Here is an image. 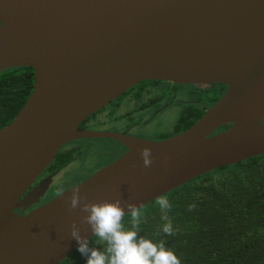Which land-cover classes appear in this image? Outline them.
Segmentation results:
<instances>
[{"label": "water", "instance_id": "1", "mask_svg": "<svg viewBox=\"0 0 264 264\" xmlns=\"http://www.w3.org/2000/svg\"><path fill=\"white\" fill-rule=\"evenodd\" d=\"M20 67L34 70L35 83L0 130V264H61L78 248L73 220L93 239L90 226L79 225L83 214L67 210L77 188L90 202L122 197L142 209L202 175L264 155V0H0V72ZM146 80L228 89L167 140L77 131ZM89 137L115 138L129 151L25 215L46 193L53 176L30 188L60 149ZM144 147L152 149L149 168Z\"/></svg>", "mask_w": 264, "mask_h": 264}, {"label": "trees", "instance_id": "2", "mask_svg": "<svg viewBox=\"0 0 264 264\" xmlns=\"http://www.w3.org/2000/svg\"><path fill=\"white\" fill-rule=\"evenodd\" d=\"M34 83L32 68L0 72V130L25 106ZM164 196L170 209H161L157 200L140 209V235L164 240L181 264H264V155L202 175ZM169 221L173 235L162 231ZM123 222L131 227V216ZM105 246L97 237L90 240V247ZM61 264H86V257L75 251Z\"/></svg>", "mask_w": 264, "mask_h": 264}, {"label": "flooded vegetation", "instance_id": "3", "mask_svg": "<svg viewBox=\"0 0 264 264\" xmlns=\"http://www.w3.org/2000/svg\"><path fill=\"white\" fill-rule=\"evenodd\" d=\"M227 89L228 86L221 84L183 85L146 80L131 87L88 117L79 125L77 131L115 133L145 141L167 140L193 126L225 95ZM214 100L216 101L213 102ZM225 129L223 127L216 133ZM128 151L124 143L110 137L77 138L65 144L30 188L32 190L42 180L53 176L50 182L46 183L49 186L41 197L40 204L27 210L25 215L55 198L47 197L51 184L75 163L88 159L89 164L97 167L90 169L82 180L62 192L86 181L126 155Z\"/></svg>", "mask_w": 264, "mask_h": 264}, {"label": "clouds", "instance_id": "4", "mask_svg": "<svg viewBox=\"0 0 264 264\" xmlns=\"http://www.w3.org/2000/svg\"><path fill=\"white\" fill-rule=\"evenodd\" d=\"M140 154L143 166L151 167L152 149L144 147ZM156 203L161 209L171 208L165 196L157 198ZM66 205L69 212L79 210L83 214L79 216V225L90 226L92 236L106 245L103 249L90 247L89 238L81 235L78 222L73 220L70 235L78 244L77 251L86 257V264H181L175 251L166 247L164 240L157 242L140 235L141 206L123 200L122 197L90 202L86 195H81L78 188L66 200ZM193 207L195 205H191L190 210ZM126 214L131 216V227H126L123 222ZM163 219L168 220V217L165 215ZM162 231L173 235L172 223L169 221L164 224Z\"/></svg>", "mask_w": 264, "mask_h": 264}, {"label": "rangeland", "instance_id": "5", "mask_svg": "<svg viewBox=\"0 0 264 264\" xmlns=\"http://www.w3.org/2000/svg\"><path fill=\"white\" fill-rule=\"evenodd\" d=\"M96 167V165L89 164L88 159L82 163H75L72 167H70V169H67L64 174L58 176L53 181L49 192H47V197H57L63 193V190L82 180L85 173H87L90 169H94Z\"/></svg>", "mask_w": 264, "mask_h": 264}]
</instances>
